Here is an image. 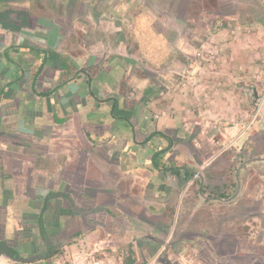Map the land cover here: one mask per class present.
<instances>
[{"label": "crops", "instance_id": "obj_1", "mask_svg": "<svg viewBox=\"0 0 264 264\" xmlns=\"http://www.w3.org/2000/svg\"><path fill=\"white\" fill-rule=\"evenodd\" d=\"M100 1L0 34V258L63 237L102 264H264V198L232 182L264 170L247 93L264 90V0L192 24Z\"/></svg>", "mask_w": 264, "mask_h": 264}, {"label": "rangeland", "instance_id": "obj_2", "mask_svg": "<svg viewBox=\"0 0 264 264\" xmlns=\"http://www.w3.org/2000/svg\"><path fill=\"white\" fill-rule=\"evenodd\" d=\"M181 1H183V4L178 3L179 5L178 4L172 5L173 3H175L172 0H163L161 3L160 2L158 3L157 1L158 5L155 3L156 9L154 10L158 9V11L159 10L164 11L167 14H170L173 19H177L176 11L179 10L180 12L178 13L179 20L184 19L185 22L192 24L193 22L197 20H203V21L213 20L214 14L208 13V10L210 9V7L214 9L216 8L215 6L222 5L225 9H227V6L225 4L226 0H181ZM212 8L210 10H213ZM202 10L203 11L206 10V12H203ZM256 77L257 75L255 73L254 79H256ZM263 95H264V90L261 96H258L259 100L254 102L256 106L251 114L252 118L256 115L258 111L257 104L260 103L259 104L260 112L261 110H264V102H262ZM260 112L258 115H261ZM251 125H252V121L250 122L249 127ZM257 156L264 157V141L262 142V145L259 146V153L257 154ZM257 156H246V157H242L241 159L250 161L251 159L257 158ZM263 172L264 170L262 167H259V168L258 167H248L244 173L239 174V178L237 177V172L236 174L234 172L233 177H232V182L234 181V184L236 183L238 185V182L240 181V187L237 189V191L233 189V192H234L233 195L236 192L235 195H238L239 197H241L242 201H245V202H250L251 200L264 198V189H263L264 179H262V177H264ZM259 180H262V183ZM242 182H245L247 187H245L246 185L242 184ZM238 190H239V194H237ZM54 239H55V243L57 244L58 242H61L63 240V237L62 238L54 237ZM46 249H47V245H46V241L44 240L42 241L40 246L36 248L35 253L36 254L44 253L46 252ZM261 250L262 252L259 253L260 261H264V249H261ZM35 253H32L31 255L27 256V258L30 256H33ZM84 255L86 254L83 253V250L81 249V247L75 246V249L71 250L70 248L65 249L62 244H58L57 251L54 255L49 256L47 259L43 261L34 262L32 264H102L96 259L92 258L91 255H86V256ZM0 264H14V263L13 261L9 259L0 258Z\"/></svg>", "mask_w": 264, "mask_h": 264}, {"label": "flooded vegetation", "instance_id": "obj_3", "mask_svg": "<svg viewBox=\"0 0 264 264\" xmlns=\"http://www.w3.org/2000/svg\"><path fill=\"white\" fill-rule=\"evenodd\" d=\"M96 1H98V3L101 2L100 0ZM157 1L158 3H161L163 0H145L144 4L154 10L156 9L155 3L158 5ZM172 1L175 2L172 5L178 3L183 4V1L181 0ZM62 6L64 8L67 6L66 0H0V34L9 28L12 31L13 36H15V41L19 42L20 39L23 38L20 32L25 26L31 28L33 24L38 23L43 19L46 13L43 9H59ZM55 247L56 245L51 246L49 251L46 249V252L44 253L49 256Z\"/></svg>", "mask_w": 264, "mask_h": 264}, {"label": "water", "instance_id": "obj_4", "mask_svg": "<svg viewBox=\"0 0 264 264\" xmlns=\"http://www.w3.org/2000/svg\"><path fill=\"white\" fill-rule=\"evenodd\" d=\"M247 93H248L249 97L252 99L253 102L259 100L257 90H248ZM254 160H252L251 162H254ZM247 164L248 163H245L244 166L247 165ZM239 172L237 174L238 178H239ZM239 187H240V181H239V184H238V188ZM237 193H239V190H238ZM46 242H47V249L49 251V249L52 246V242H50L49 238H46ZM57 248H58V245H56V247L54 248V250H52V252H51V254L49 256L54 255L56 253V251H57ZM49 256H47L46 253H40V254H36V255L30 256L29 258H19V257H13V256H11L10 254L7 253V257L8 258H10L11 260H13V261H15L17 263H22V264H32L34 262L43 261V260L47 259Z\"/></svg>", "mask_w": 264, "mask_h": 264}, {"label": "built area", "instance_id": "obj_5", "mask_svg": "<svg viewBox=\"0 0 264 264\" xmlns=\"http://www.w3.org/2000/svg\"><path fill=\"white\" fill-rule=\"evenodd\" d=\"M262 102H264V95H263V99H262ZM261 102V103H262ZM260 104V103H259ZM259 104H257V113H256V115L252 118V124L256 121V119H257V116H258V114H259V112H260V105Z\"/></svg>", "mask_w": 264, "mask_h": 264}, {"label": "trees", "instance_id": "obj_6", "mask_svg": "<svg viewBox=\"0 0 264 264\" xmlns=\"http://www.w3.org/2000/svg\"><path fill=\"white\" fill-rule=\"evenodd\" d=\"M65 213V212H64ZM127 264H133V262H132V260L131 261H128V263Z\"/></svg>", "mask_w": 264, "mask_h": 264}]
</instances>
